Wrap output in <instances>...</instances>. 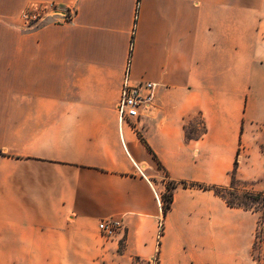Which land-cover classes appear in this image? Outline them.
<instances>
[{"label": "crops", "instance_id": "obj_1", "mask_svg": "<svg viewBox=\"0 0 264 264\" xmlns=\"http://www.w3.org/2000/svg\"><path fill=\"white\" fill-rule=\"evenodd\" d=\"M127 70L156 84L134 122ZM263 146L264 0H0V264H256L257 214L179 185L163 215L152 153L169 180L221 186L238 157L262 191Z\"/></svg>", "mask_w": 264, "mask_h": 264}, {"label": "built area", "instance_id": "obj_2", "mask_svg": "<svg viewBox=\"0 0 264 264\" xmlns=\"http://www.w3.org/2000/svg\"><path fill=\"white\" fill-rule=\"evenodd\" d=\"M44 11V9H34V11L25 12L22 15L23 21L27 24L31 23V25L34 21L40 22L43 18L39 14ZM129 76V70H127L117 105V113L120 121L134 122L142 118L151 109L156 84L145 80L131 83ZM159 204H163L162 199H159ZM98 227L102 236L109 239L118 233L123 227V223L120 220L102 221ZM162 229L163 225L160 222L159 234ZM150 264H157V258L153 259Z\"/></svg>", "mask_w": 264, "mask_h": 264}, {"label": "trees", "instance_id": "obj_3", "mask_svg": "<svg viewBox=\"0 0 264 264\" xmlns=\"http://www.w3.org/2000/svg\"><path fill=\"white\" fill-rule=\"evenodd\" d=\"M202 125H203V127H202L200 134L198 136H195V137H189L188 135H186V128H185L186 138L188 140H196V139L202 138L204 136V134L206 133V127H205L204 121L202 122ZM142 142L144 143V140H142ZM148 150L150 151V153H152L151 149L148 148ZM152 155H153V159L157 162L159 169H161L164 172V174L167 178L166 192L162 195L163 215H166L167 212L169 211V209L171 208L173 191L179 185H181L183 187H195V188H199V189L210 190V191L214 192L217 196L221 197L227 203V205L230 207L242 208L244 210L252 211L256 214L259 213V209H258L259 207L262 208V210H264V191H260V192L245 191L242 195L243 199H241L240 203L231 202L229 199L226 198V196L224 194L225 191H227L228 186L207 185V184H202V183H188V182L177 183L175 181L169 180L168 179V173L165 171V168L158 161L156 155H154L153 153H152ZM237 168H238V157L235 160L233 169L230 172V183H229V185H232L235 182H241V180H239L237 178V174H236ZM262 214H264L263 211H262ZM161 234H162V232H160V235ZM262 239H264V220L261 217H258L257 218V226H256V230H255L253 252L256 250L258 242ZM253 259H254L256 264H259V261L254 256V253H253ZM136 260L139 261V259H136Z\"/></svg>", "mask_w": 264, "mask_h": 264}, {"label": "rangeland", "instance_id": "obj_4", "mask_svg": "<svg viewBox=\"0 0 264 264\" xmlns=\"http://www.w3.org/2000/svg\"><path fill=\"white\" fill-rule=\"evenodd\" d=\"M29 11L30 12L34 11V8H29V9L25 10L23 13L29 12ZM45 11H44V13L42 12L41 14H39V16H41V18L46 17ZM36 24H40V22L34 21V22H32V25H31V23L30 24L26 23V25H28V26H33ZM202 122H203V118H202L201 114L197 113V112L186 117V119H185L186 135H188L189 137L198 136L202 130V127H203ZM263 152H264V146H263ZM162 177L167 181V178H166L163 171H162ZM254 185L255 184L253 182H243V181L235 182L232 185L228 184L227 185L228 189H227V191H225L224 194H225L226 198L229 199L231 202L240 203L241 199H243L242 195L245 191H250V192L255 191ZM262 191H264V190H262ZM256 192H260V191H256ZM258 209H259V213L257 214V218L261 217L264 220V214H262V211L264 212V210H262V208H260V207ZM253 253H254V256L257 258V260L259 261V264H264V239H262L258 242L257 248ZM133 264H149V263L134 260Z\"/></svg>", "mask_w": 264, "mask_h": 264}]
</instances>
